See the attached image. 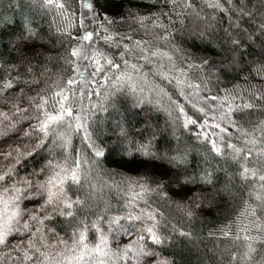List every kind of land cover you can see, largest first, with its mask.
<instances>
[{
    "label": "trees",
    "instance_id": "trees-1",
    "mask_svg": "<svg viewBox=\"0 0 264 264\" xmlns=\"http://www.w3.org/2000/svg\"><path fill=\"white\" fill-rule=\"evenodd\" d=\"M99 2L97 46L84 60L72 55L85 35L83 0H0V110L44 104L54 114L61 85L72 109L41 148L43 133L33 137L21 117L0 134V175L11 169L0 186L23 187L21 231L30 219L43 237H76L83 227L92 236L94 223L129 206L131 180L140 177L153 188L146 203L161 235L160 244L145 237L149 252L167 264H264V0ZM94 56L103 66L96 75ZM188 118L196 124L186 126ZM61 134L70 141L63 147ZM49 161H79L80 183H65L79 203L33 220L26 212ZM158 161L167 169L158 171ZM14 242L7 238L0 254Z\"/></svg>",
    "mask_w": 264,
    "mask_h": 264
},
{
    "label": "rangeland",
    "instance_id": "rangeland-1",
    "mask_svg": "<svg viewBox=\"0 0 264 264\" xmlns=\"http://www.w3.org/2000/svg\"><path fill=\"white\" fill-rule=\"evenodd\" d=\"M83 2V21L85 34L92 33V39L90 41L82 40L81 48L82 45H88V49H95L93 46L97 45L95 44V34L93 30H91V23H94V19L96 18L94 2L96 3V6H100V2L99 0H83ZM86 5H91V7H86ZM101 9L104 10V7H101ZM79 73L81 75H84L86 72L85 70L80 68ZM57 91L59 93H62V95H66L68 97L65 86H59L57 88ZM60 97L62 99V96ZM67 101H64L66 107ZM38 106L39 105H36L34 108L28 111V108H15L9 113L0 110V133L4 134L6 131L10 130L12 126L15 125L16 118L21 117L23 119L22 125L24 126V130H29L33 137L39 136L41 132H39V130L34 126L38 125L39 122L45 118L44 113L46 111H44L42 108H39ZM5 115L7 116V119H5ZM57 164L61 165L64 168L71 169V166L65 162H57L52 165L54 166ZM154 166L158 171H164L165 169H167L166 164L159 161L155 163ZM54 172H60V168L51 167L49 171L45 173L42 180L39 181L41 182L40 185H45L42 190H38V187L34 185V196L32 195L33 198L31 196L32 193L30 192L25 195L26 197L31 196L30 200L32 201L31 206L28 207V211L26 212L27 217H31V215L35 216L39 211H43V214L45 215V210L48 211L50 208L63 206L64 203L61 201H63L65 198L68 202H70V197L65 192L64 184L65 197H62L61 201L54 200L53 203L46 204L48 198L47 188L49 187L46 182L48 178L54 174ZM61 175H64V173L61 172ZM13 182L14 184L11 187L0 186V192H4V189L8 190L7 192H4V199L6 200H11L12 197L16 195H19L21 197L23 194V187L20 180ZM130 187L131 192L129 206L124 210V212L116 215L111 220H109L108 224L105 223L102 226H98L97 223H94L93 226H95V230L92 236H88L86 230L87 243L89 244V246L94 245L99 241L101 235H103L107 239L106 250L108 251V256L104 258L105 264H156L157 261H164L165 264H167L166 258L162 256L137 255L140 249L149 251L144 246L145 237L148 240L153 241L151 238V234L146 231L147 228L154 225L155 227L153 230L159 237V239H161V235L159 233V222L157 216L154 214L153 208L151 206L149 207V205L146 203V195L150 190H153V188L147 186V184H145L140 177L132 179ZM16 189L20 190L19 193L16 192ZM40 193L43 194L41 195ZM23 201L24 199H22L21 197V199L17 202L20 212L23 209ZM35 207H37V209H35ZM14 210L16 209L11 204H9L8 212L11 213ZM3 212L4 206L2 203H0V216H2ZM149 216H151L152 218L149 219ZM135 217H140V219H135ZM114 218H119L118 224L112 223ZM6 219V217L0 219V223H3ZM123 220L128 221V223L124 222ZM27 221L31 222L30 219L25 220V222ZM16 222L17 219L12 222V228L14 229V231L8 236V238L10 239H12V237L15 239V247L12 248V251L7 250L3 254H0V264H40V261L44 259V257L40 255V252L49 257L47 264H56L57 261H59L60 264H66L65 258L74 255V253L71 251L74 239H77L79 233L86 229V227L81 228L76 237H43L39 235L38 230L37 232H35V229L33 230L31 226L29 227L28 231H25V229L21 231L20 225ZM25 222H23V224ZM15 229H19V231H15ZM97 229H99V231H97ZM32 233H35V235H32ZM141 237L143 239H141ZM61 241H66L67 244H62ZM126 245H131V248L126 249ZM36 249H39L40 252H37ZM125 253V259H118V257L124 256ZM26 255L32 256L33 259H25Z\"/></svg>",
    "mask_w": 264,
    "mask_h": 264
},
{
    "label": "snow or ice",
    "instance_id": "snow-or-ice-1",
    "mask_svg": "<svg viewBox=\"0 0 264 264\" xmlns=\"http://www.w3.org/2000/svg\"><path fill=\"white\" fill-rule=\"evenodd\" d=\"M47 2L53 3V0H47ZM57 6L62 8L63 4H57ZM86 7H91V5H86ZM91 39H92V33H86L82 37L83 41H90ZM87 49H88V45H82L81 49H74L72 52V55L73 56H82V59L88 60V59H90V57H89ZM152 55H157V53H152ZM91 59L94 61V63L97 66L96 71L94 73H92V75H96L97 73H99L103 70V66L100 64V60L98 57L94 56V57H91ZM144 59L147 60V57H145ZM107 63L112 64V61L108 60ZM125 63H127V62H125ZM113 67H119V66L113 65ZM132 67L136 68V65H132ZM121 78H123V77H121ZM162 78H166V77L162 76ZM128 80L131 81V77H128ZM71 83H72V81H69V84H71ZM5 87H11V84L5 85ZM131 87L133 88V90H135L136 86H135V84H132ZM160 91L163 92L164 91L163 88H161ZM56 95L62 96V99L59 102L60 103L59 110L56 111L54 114L45 112L44 113L45 118L43 120H41L38 125L34 126L39 130V132L43 133V138L36 145L37 148H41L44 146L45 140L49 137L50 132L52 135H55V127L54 126H59V125L65 123L66 117H72V109L70 107H66L65 103H64V101L68 100V97L66 95H62V93H57ZM213 99H215V98H213ZM45 103H47V101H45ZM38 107L43 108L44 104H40ZM245 107H250V105H245ZM181 111H183L182 108H181ZM200 111H203V109H201ZM5 119H7L6 115H5ZM74 119H76L77 121H80L81 117L77 116V117H74ZM187 124H196V121L188 118V119H186V126H187ZM217 127H219V126L217 125ZM81 128H84V131L86 134L85 138L90 139L91 134L87 133V129L84 126V124L77 123L75 126L76 131H79ZM0 134H2V133H0ZM25 135H28V133H25ZM60 139L63 140V143L60 145L61 147H63L64 144H67L70 142V141L64 140L62 134L60 136ZM53 142H55V141H53ZM228 147L234 148V150L237 153H239V151H240V149H235L234 145H228ZM213 148L218 154L220 153V149L215 145V143H213ZM9 155H11V153H9ZM29 155H31V153H29ZM95 155L97 157L102 156L103 151L96 150ZM48 167L60 168V172H54V174L52 176H50L46 182L47 185H49V187L47 188V197L48 198H47L46 204H51V203H53L54 200L61 201V198L65 197L64 184L67 181H71L73 184L80 183L81 176H80V169H79V161H77L76 166L71 168V169L64 168L58 164L53 166L51 161H49ZM61 172H63L64 175H61ZM248 173H249V170L245 169L244 173L242 175H247ZM10 174H11V169H9L8 172L0 175V182H3L5 180V177L10 176ZM251 175L254 176L255 173L252 172ZM260 179L264 180V176H261ZM40 187L43 189L45 187V185L42 184V185H40ZM53 189H55V190H53ZM7 191H8L7 189H4V192H7ZM19 191H20L19 189H16L17 193H19ZM4 192H0V203H2L4 206V212H3L2 216H0V219H3V217H6L7 219L3 223H0V245H3L6 243L8 236L10 234H12V232L14 231V229L12 228V222L14 220H16L21 215V212L18 209V205H17V202L21 199V197L19 195H16V196L12 197L11 200H6V199H4ZM40 194L42 195L43 193H40ZM25 198H27V197H25ZM256 199L260 200L262 198L260 196H257ZM61 202H63L64 207H66L68 209L72 208L73 203H79V201L68 202L66 198ZM9 204H11L16 210L9 213L8 212ZM253 214H254V212H253ZM67 215L71 216L72 212L71 211L67 212ZM151 218L152 217L149 216V219H151ZM32 219L36 220L37 217L32 216ZM135 219H140V217H135ZM41 223H42V221H41ZM112 223L118 224L119 218H114ZM29 227L30 226L28 223H24L23 228L25 229V231H28ZM154 227L155 226L153 225L152 227L147 228L146 231L151 234V238L155 244H160L161 240L155 234V232L153 230ZM15 231H19V229H15ZM97 231H99V229H97ZM32 235H35V233H32ZM141 239H143V238L141 237ZM237 239H240V237L237 236ZM244 239L247 240L249 238L244 237ZM61 243L65 244V245L67 244L66 241H61ZM30 247H31V245H30ZM106 248H107V239L103 235L100 236L99 241L97 243H95L92 246H89V244L87 243V236H86V229H85L84 231H81L79 233V236L77 239H74L73 246L71 249V251L74 253V255H72L71 257H66L65 262H66V264H105L104 258L108 256V251L106 250ZM125 248L130 249L131 245H126ZM248 248H249V252H255L256 251V249L252 248L251 245H248ZM36 251L40 252L39 249H36ZM40 255L42 257H44V259L42 261H40V264H47L49 257H47L42 252H40ZM137 255L138 256H154L156 254L153 252L145 251L144 249H140L138 251ZM125 258H126V253L124 256L118 257V259H120V260H123ZM248 258L251 259L250 256ZM25 259L31 260V259H33V257L26 255ZM56 264H60V262L57 261ZM156 264H165V262L164 261H157Z\"/></svg>",
    "mask_w": 264,
    "mask_h": 264
}]
</instances>
